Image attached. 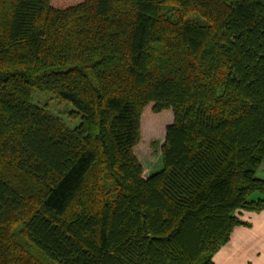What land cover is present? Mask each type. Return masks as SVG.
<instances>
[{
    "label": "trees",
    "instance_id": "1",
    "mask_svg": "<svg viewBox=\"0 0 264 264\" xmlns=\"http://www.w3.org/2000/svg\"><path fill=\"white\" fill-rule=\"evenodd\" d=\"M263 162L264 0H0V264H215Z\"/></svg>",
    "mask_w": 264,
    "mask_h": 264
},
{
    "label": "rangeland",
    "instance_id": "2",
    "mask_svg": "<svg viewBox=\"0 0 264 264\" xmlns=\"http://www.w3.org/2000/svg\"><path fill=\"white\" fill-rule=\"evenodd\" d=\"M41 95L36 101L40 103L46 101L53 113L59 116L68 126L74 128L80 124L81 118H72L69 114L73 107L59 100L53 95ZM36 98V94H35ZM149 141V140H148ZM163 139L159 138L156 147L150 148L147 143L143 145L144 155V177L147 178L162 169V152L161 144ZM263 196L261 193H255L251 199H256ZM239 219L247 222L246 225L236 226L231 235L230 241L225 244L217 253L213 255L215 264H264V210L248 211L244 210L238 214ZM247 245H251L249 250ZM259 245V246H258Z\"/></svg>",
    "mask_w": 264,
    "mask_h": 264
},
{
    "label": "crops",
    "instance_id": "3",
    "mask_svg": "<svg viewBox=\"0 0 264 264\" xmlns=\"http://www.w3.org/2000/svg\"><path fill=\"white\" fill-rule=\"evenodd\" d=\"M257 175L260 177V178H263L264 179V162L262 163V165L260 166L258 172H257ZM246 227V226H245ZM259 246V245H258ZM251 247V245H247L246 246V249L249 250V248Z\"/></svg>",
    "mask_w": 264,
    "mask_h": 264
}]
</instances>
